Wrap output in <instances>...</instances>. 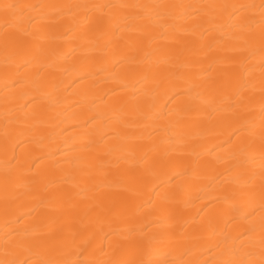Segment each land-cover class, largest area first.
I'll return each instance as SVG.
<instances>
[{"label":"bare ground","instance_id":"1","mask_svg":"<svg viewBox=\"0 0 264 264\" xmlns=\"http://www.w3.org/2000/svg\"><path fill=\"white\" fill-rule=\"evenodd\" d=\"M0 264H264V0H0Z\"/></svg>","mask_w":264,"mask_h":264}]
</instances>
